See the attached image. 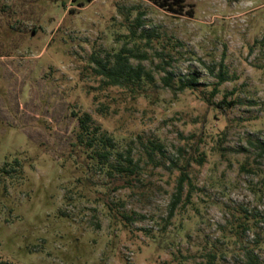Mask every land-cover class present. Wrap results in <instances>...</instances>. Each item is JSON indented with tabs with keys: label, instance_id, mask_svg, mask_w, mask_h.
I'll use <instances>...</instances> for the list:
<instances>
[{
	"label": "rangeland",
	"instance_id": "rangeland-1",
	"mask_svg": "<svg viewBox=\"0 0 264 264\" xmlns=\"http://www.w3.org/2000/svg\"><path fill=\"white\" fill-rule=\"evenodd\" d=\"M187 5L0 0L1 260L264 264V0ZM123 49L152 83L105 85Z\"/></svg>",
	"mask_w": 264,
	"mask_h": 264
},
{
	"label": "trees",
	"instance_id": "trees-1",
	"mask_svg": "<svg viewBox=\"0 0 264 264\" xmlns=\"http://www.w3.org/2000/svg\"><path fill=\"white\" fill-rule=\"evenodd\" d=\"M76 2L77 0H73ZM94 0H86L87 3H90ZM158 6L159 8L166 10L173 15H178V16H189L192 17L194 14L193 9L188 7L187 5V0H147ZM132 57H135V55L132 53V50L129 49H123L120 53H118L115 56V60L113 64H110L107 66V64H103L102 62L99 65V69L97 70L98 75L103 76L107 79L105 82V85L108 87H118V86H137L140 82L147 80V82L152 83L153 82V76L146 72L145 69L142 66H138L137 68H134L130 64V59ZM141 59V58H139ZM172 78L169 76L166 77L165 82L168 87H172ZM225 75L223 73L219 74V82L216 84L212 96L216 95L218 92V87L222 85L224 82H226ZM197 86V80L195 78H192L191 80L181 82L179 86L180 91H184L185 89H195ZM135 91V89H133ZM224 102L221 103V107H223ZM227 107V106H226ZM91 116L89 114H84L83 116L80 117V124H81V133H80V140L82 143H84V137L87 136V139L85 141V146L87 148H92L94 147V140L93 138H90V122H91ZM109 139L106 138V136H102L99 139V143L103 144V148L105 150L103 152H98L97 156L101 158V161L103 164H108L110 162V158L112 153L107 151ZM100 145V144H99ZM121 160L124 158V161H127L130 164H133V160H130L129 157L126 158L122 155H118ZM203 159L199 161L200 164L203 163ZM124 174H134V170L130 168V166L126 167L123 166L122 168L119 169ZM188 176L186 174H183L181 177V180L179 181V186H178V194L177 196L181 195V191L183 189L184 183L187 180ZM179 202V199H176V201L173 204V207L171 209V214H173V210L177 206ZM0 264H11L7 261H3L0 259Z\"/></svg>",
	"mask_w": 264,
	"mask_h": 264
}]
</instances>
